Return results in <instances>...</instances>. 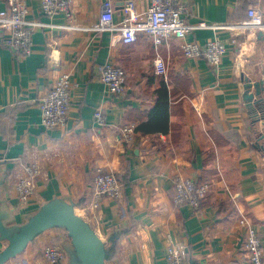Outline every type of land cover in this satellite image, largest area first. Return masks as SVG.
Instances as JSON below:
<instances>
[{
    "label": "crops",
    "instance_id": "1",
    "mask_svg": "<svg viewBox=\"0 0 264 264\" xmlns=\"http://www.w3.org/2000/svg\"><path fill=\"white\" fill-rule=\"evenodd\" d=\"M183 1L190 24L240 21L249 7L264 10V0ZM24 2L29 20L70 28H36L28 56L5 48L0 29V159L13 166L5 191L12 209L23 213L55 194L79 199L87 193L86 204L99 168L123 183L120 199L101 200L96 222L80 215L103 240L112 229L126 228L106 264H167V237L205 264H248L240 214L255 226L264 260V141L255 137L240 81V76L264 80V34L232 42L227 29L192 31L187 39L198 44L225 43L222 63L214 69L202 59H186L175 39L156 48L146 34L123 44L111 32L86 30L99 22L105 2L117 23L126 16L127 2L142 13L149 0H71L69 17L59 11L51 18L44 16L41 0ZM6 9V0H0V11ZM158 54L166 75L155 71ZM104 63L124 70L121 94L108 93L96 79L95 67ZM66 72L73 82L67 124L45 129L37 102ZM161 88L168 92L165 111L157 109L164 103ZM96 109H102L104 126L94 119ZM126 124L143 128L131 143L121 137ZM259 127L263 131L264 122ZM32 162L43 166L45 178L29 207L19 209L14 176L20 165ZM176 177L211 183L212 192L198 209L174 206ZM57 237L53 230L42 233L5 264H44L41 249Z\"/></svg>",
    "mask_w": 264,
    "mask_h": 264
},
{
    "label": "built area",
    "instance_id": "2",
    "mask_svg": "<svg viewBox=\"0 0 264 264\" xmlns=\"http://www.w3.org/2000/svg\"><path fill=\"white\" fill-rule=\"evenodd\" d=\"M7 9L0 11V29L4 33L2 43L13 54L28 56L32 51V38L36 28H63L69 26L55 25L51 22L29 20L28 9L24 0H6ZM71 0H41L44 16L51 18L56 12L62 11L69 17ZM126 16L117 23L112 20V7L109 2L102 5L99 22L86 30L95 32L108 31L113 33L117 41L123 44L134 43L140 34L152 37L155 47L169 43L172 39L178 40L183 56L186 59H202L211 68H218L226 53V45L220 40H209L203 44L187 39L195 30L227 29L232 34V42L237 37L258 33L264 34V10L262 7H249L246 18L240 21L226 23H208L199 21L190 24L187 18L190 15L189 6L183 0H149L148 8L137 13L133 2H127L124 7ZM72 27V26H71ZM79 29L78 27H72ZM153 64L157 74H167V64L158 54ZM240 65L235 64V73L240 75ZM124 70L104 63L96 65L95 77L107 87L108 93L119 95L124 91ZM73 82L71 74L61 73L55 85L38 102L40 122L45 129H60L66 126L71 106ZM94 119L99 126H104L106 118L102 109H96ZM122 140L125 143L134 141L135 125L126 124L120 128ZM14 189L17 193L19 209H27L33 200L39 180L45 178V171L41 164L32 162L20 165L16 170ZM211 183H197L187 177L174 179V206L189 205L194 209L212 192ZM123 184L113 172H104L97 168L94 171L91 192L86 204L75 208L81 215H86L96 222V212L102 199H120ZM87 222L92 226L89 219ZM239 224L246 229L245 253L248 264H264L262 243L253 223L243 214L239 215ZM94 229V227L92 226ZM95 231V229H94ZM44 264H64L66 256L60 244L49 243L41 249ZM167 264H188V255L183 246L174 244L167 237L165 251Z\"/></svg>",
    "mask_w": 264,
    "mask_h": 264
},
{
    "label": "water",
    "instance_id": "3",
    "mask_svg": "<svg viewBox=\"0 0 264 264\" xmlns=\"http://www.w3.org/2000/svg\"><path fill=\"white\" fill-rule=\"evenodd\" d=\"M242 99L250 115L257 141H264V80L252 81L240 76ZM254 89V92L252 91ZM264 153V145L261 146ZM0 159V264L21 254L29 244L46 231L58 232L59 244L66 256V264H106L110 249L126 228H114L103 240L92 226L75 211L85 202V193L75 199L70 195H52L42 205L17 213L5 197L12 165ZM5 165V166H4ZM4 166V168L2 167ZM188 264H205L185 249Z\"/></svg>",
    "mask_w": 264,
    "mask_h": 264
},
{
    "label": "trees",
    "instance_id": "4",
    "mask_svg": "<svg viewBox=\"0 0 264 264\" xmlns=\"http://www.w3.org/2000/svg\"><path fill=\"white\" fill-rule=\"evenodd\" d=\"M158 95L162 99V101H164V103H163L162 106L158 107L157 109L159 111H163V110L165 111V110H167L166 109V106H165L166 105V102H167V99H168V92H167L166 88H164V90L161 88V90L159 91ZM137 131H143L142 126H138L137 128L135 126V132L137 133ZM118 179L120 180L119 177H118ZM121 183H122V181H121ZM54 243L59 244V238L58 237L55 239V242Z\"/></svg>",
    "mask_w": 264,
    "mask_h": 264
},
{
    "label": "rangeland",
    "instance_id": "5",
    "mask_svg": "<svg viewBox=\"0 0 264 264\" xmlns=\"http://www.w3.org/2000/svg\"><path fill=\"white\" fill-rule=\"evenodd\" d=\"M78 215H81L80 213H77ZM82 216V215H81Z\"/></svg>",
    "mask_w": 264,
    "mask_h": 264
},
{
    "label": "bare ground",
    "instance_id": "6",
    "mask_svg": "<svg viewBox=\"0 0 264 264\" xmlns=\"http://www.w3.org/2000/svg\"><path fill=\"white\" fill-rule=\"evenodd\" d=\"M77 213V212H76Z\"/></svg>",
    "mask_w": 264,
    "mask_h": 264
}]
</instances>
